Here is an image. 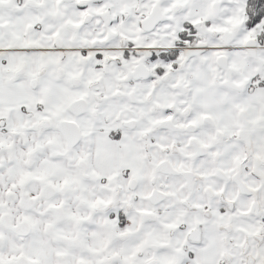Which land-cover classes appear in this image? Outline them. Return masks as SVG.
Masks as SVG:
<instances>
[{
	"label": "snow or ice",
	"instance_id": "1",
	"mask_svg": "<svg viewBox=\"0 0 264 264\" xmlns=\"http://www.w3.org/2000/svg\"><path fill=\"white\" fill-rule=\"evenodd\" d=\"M0 264H264V0H0Z\"/></svg>",
	"mask_w": 264,
	"mask_h": 264
}]
</instances>
